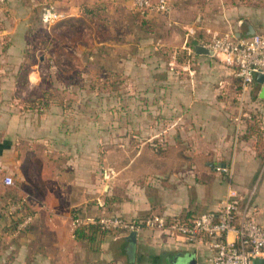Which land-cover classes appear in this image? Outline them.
I'll use <instances>...</instances> for the list:
<instances>
[{
    "label": "crops",
    "instance_id": "obj_1",
    "mask_svg": "<svg viewBox=\"0 0 264 264\" xmlns=\"http://www.w3.org/2000/svg\"><path fill=\"white\" fill-rule=\"evenodd\" d=\"M40 1L6 0L0 5V172L12 174L16 181L13 187L0 183V264H188L192 259L196 264H211L214 251L209 239L191 244L184 238L144 230L131 245L125 236L96 230L87 235L89 239L80 240L73 219L107 214L128 220H193L206 213L217 214L231 186L241 196V215L264 227L263 166L251 143L235 142L233 148V125L219 119L202 128L205 139L198 147L173 150L170 159L154 160L145 149L132 159H126L123 150L119 152L123 160L118 162L109 154L108 184L101 196L98 129L88 136L65 128L70 121L65 118L46 117V112L37 117L21 114L15 94L21 87L20 67L30 61L34 13L41 2L56 5L63 15L60 27L67 30L89 23L87 14L98 9L113 13L119 0ZM227 2L222 0V7L212 16L199 15L208 21V30L242 37L250 27L256 33L264 32L262 3L256 1L248 8ZM214 57L224 63L221 56ZM31 64L29 82L37 66L35 60ZM255 86L260 93L262 86L257 82ZM186 120L199 123L202 119ZM83 138L90 140L86 155L81 152ZM62 152L68 154L67 160L61 159ZM28 217L33 222L23 228Z\"/></svg>",
    "mask_w": 264,
    "mask_h": 264
},
{
    "label": "rangeland",
    "instance_id": "obj_2",
    "mask_svg": "<svg viewBox=\"0 0 264 264\" xmlns=\"http://www.w3.org/2000/svg\"><path fill=\"white\" fill-rule=\"evenodd\" d=\"M167 1L170 14L152 15L138 12L131 0H119L113 13L98 9L87 14L89 23L67 30L60 27L63 19L45 25L46 2L34 13L28 65L35 60L37 66L15 96L20 104L25 99L38 103L46 91L52 100L46 117L70 120L65 128L83 135L94 136L98 129L101 196L108 184L109 154L118 162L123 150L132 159L145 149L154 160L170 159L173 150L198 147L205 139L202 128L217 119L233 125V148L235 142L251 143L264 169V101L258 87L242 102L236 70L217 57L195 52L197 45H209L215 35H223L208 30V21L199 17L216 14L222 0ZM227 1L248 8L259 1L264 7V0ZM190 117L202 120L191 123L186 120ZM82 142L86 155L90 140ZM60 156L68 158L65 152ZM7 175L13 176L0 172V183Z\"/></svg>",
    "mask_w": 264,
    "mask_h": 264
},
{
    "label": "built area",
    "instance_id": "obj_3",
    "mask_svg": "<svg viewBox=\"0 0 264 264\" xmlns=\"http://www.w3.org/2000/svg\"><path fill=\"white\" fill-rule=\"evenodd\" d=\"M134 8L142 14H163L172 12L167 0H132ZM5 0H0V4ZM42 19L45 25L52 26L63 19V15L53 3L43 9ZM193 31H190L192 34ZM214 55L221 56L224 63L237 72L241 81V101L252 93V87L258 75H264V32L240 39L235 34L215 35L209 45H204ZM2 183L13 187V176L7 175ZM240 194L230 187L221 209L217 214L206 213L193 220L185 218L150 217L128 220L121 216L102 214L91 219L74 217L72 227L78 231L85 227H94L111 236H129L144 230L160 231L168 237L184 238L194 244L201 240L212 241L214 254L211 264H254L255 260L264 259V227L245 214L240 213ZM33 218L28 217L22 224L27 227Z\"/></svg>",
    "mask_w": 264,
    "mask_h": 264
},
{
    "label": "trees",
    "instance_id": "obj_4",
    "mask_svg": "<svg viewBox=\"0 0 264 264\" xmlns=\"http://www.w3.org/2000/svg\"><path fill=\"white\" fill-rule=\"evenodd\" d=\"M5 3H6V0H5ZM5 3H3V4H0V5H2V6H4L5 5ZM90 68H93V64H90ZM29 65L27 64L26 66H24V65H22L21 67H20V72H21V75H20V82H24V81H28V72H29ZM238 81H239V92L241 93V81L238 79ZM256 85V81L254 82V84H253V87H252V93H253V91H254V86ZM44 94H43V98H41V101L43 102H40V101H38V100H40V99H38L37 101H38V103L37 102H32V101H30V100H26L25 99V101L22 103V104H20L19 103V112L21 113V114H27V113H29V114H32V115H34V116H41L42 114H38V113H41V111L42 112H46V108H48L49 106H51V102H52V100H50L49 101V94H48V92H43ZM251 93V94H252ZM250 94V95H251ZM42 95V94H41ZM14 104V103H13ZM246 136V138L245 139H250L251 137V134H247V135H245ZM244 136V137H245ZM96 231V228H94V227H85V228H82V229H80V230H78L77 231V234H78V238L81 240V239H89V237L87 236V235H93L94 234V232ZM101 234H107L106 232H101Z\"/></svg>",
    "mask_w": 264,
    "mask_h": 264
},
{
    "label": "water",
    "instance_id": "obj_5",
    "mask_svg": "<svg viewBox=\"0 0 264 264\" xmlns=\"http://www.w3.org/2000/svg\"><path fill=\"white\" fill-rule=\"evenodd\" d=\"M254 34H256L255 30L252 27H250V31L247 33V36L248 37L253 36ZM236 38L238 39L242 38V34H237ZM195 52L199 56H211V57L214 56V53L203 45H197ZM256 82L262 86V89L259 93V98L262 101H264V75L262 74L258 75ZM125 239L127 243L134 245L138 240V235L137 233L134 232L131 233L129 236H127ZM188 264H196V261L192 259ZM254 264H264V259L255 260Z\"/></svg>",
    "mask_w": 264,
    "mask_h": 264
}]
</instances>
